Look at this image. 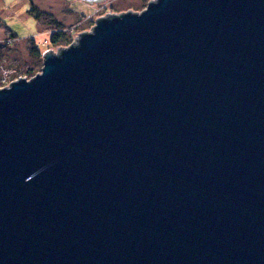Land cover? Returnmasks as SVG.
I'll list each match as a JSON object with an SVG mask.
<instances>
[{
    "label": "water",
    "instance_id": "water-1",
    "mask_svg": "<svg viewBox=\"0 0 264 264\" xmlns=\"http://www.w3.org/2000/svg\"><path fill=\"white\" fill-rule=\"evenodd\" d=\"M42 59L0 88V264H264V0H150Z\"/></svg>",
    "mask_w": 264,
    "mask_h": 264
},
{
    "label": "rangeland",
    "instance_id": "rangeland-1",
    "mask_svg": "<svg viewBox=\"0 0 264 264\" xmlns=\"http://www.w3.org/2000/svg\"><path fill=\"white\" fill-rule=\"evenodd\" d=\"M149 1L0 0V88L41 72L43 53L60 47L49 42L51 33L62 29L73 43L79 33L91 31L97 18L141 12Z\"/></svg>",
    "mask_w": 264,
    "mask_h": 264
},
{
    "label": "trees",
    "instance_id": "trees-1",
    "mask_svg": "<svg viewBox=\"0 0 264 264\" xmlns=\"http://www.w3.org/2000/svg\"><path fill=\"white\" fill-rule=\"evenodd\" d=\"M33 12H34L35 17L39 20V16H37V14L35 13L36 12L35 9H33ZM65 34L66 33L62 29L57 30V31L50 34L49 42L52 44V46L60 45V47H67L71 43H69V40Z\"/></svg>",
    "mask_w": 264,
    "mask_h": 264
}]
</instances>
